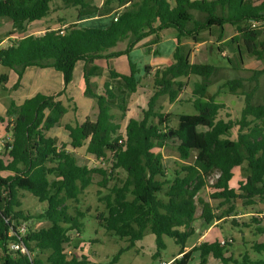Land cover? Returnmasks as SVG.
Segmentation results:
<instances>
[{"label":"trees","instance_id":"obj_1","mask_svg":"<svg viewBox=\"0 0 264 264\" xmlns=\"http://www.w3.org/2000/svg\"><path fill=\"white\" fill-rule=\"evenodd\" d=\"M50 1L0 0V18L26 24L40 20L49 14ZM112 1L104 0L97 6L74 0L75 21L40 34L25 33L0 48V65L18 76L12 88L29 66L60 72L66 86L76 63L83 61L84 94L94 99L97 108L94 120L87 117L74 125L65 123L67 141L60 144L48 132L67 112L62 100L57 99L65 87L56 94L38 92L18 104L10 100L5 116H0L9 133L0 148V264H92L87 255L68 250L72 237H78L83 228L85 212L77 204L90 184L99 187L96 194L103 204L94 215L98 225L127 243L119 253L132 249L150 231L156 243L154 257L165 248L164 236L172 237L180 246L168 264H189L195 252L199 264H206L210 257L219 264H264V240L252 242L251 250L238 258L227 248L231 242L222 243L218 238L185 248L187 239L195 234L198 208V218L210 224L226 220L230 213L238 214V203L253 205L264 199V101L255 103L251 93L237 92L243 78L223 81L211 92L218 66L190 61L191 49L180 40L186 37L197 43L206 40L203 33L216 36L217 53L228 50L232 57H226L227 63L233 69L243 66L244 54L263 63L251 70L249 79L256 82L264 73V1L116 0L118 7L108 6ZM194 11L203 18H197ZM111 12L113 16L104 27L77 23ZM240 22L244 26H239ZM227 26L236 31L224 40ZM24 29L20 27L21 32ZM166 29L176 32L171 62L154 71L149 65L143 66L144 79H152L151 94L139 117L124 122L129 97L140 85V77L135 76L138 69L129 62L128 74L108 70L109 78L122 84L117 93L111 81L101 87L91 81L103 73L94 61L127 55L153 36L141 44L149 53ZM120 41H126L125 49L110 50ZM7 81L8 75L0 74L3 88ZM189 81L191 92L185 102L193 114L165 112L161 104L157 105L164 95L169 103L178 101ZM226 92L243 95L236 116L217 100ZM170 143L175 145L179 160L165 166L160 150ZM82 146L86 154L109 162L105 166L79 163L74 150ZM239 167H244L246 174L236 187H230ZM206 187L209 198L217 201L215 206L200 195ZM19 190L46 202V208L32 216L19 210ZM70 201L75 203L73 210ZM258 216L239 224L232 219L231 224H254L256 235H264V214ZM33 220H46L49 225L35 227ZM21 222L26 223L23 234L17 229ZM14 241L24 244L29 254L12 251L9 246ZM250 252L258 257L252 258Z\"/></svg>","mask_w":264,"mask_h":264},{"label":"rangeland","instance_id":"obj_2","mask_svg":"<svg viewBox=\"0 0 264 264\" xmlns=\"http://www.w3.org/2000/svg\"><path fill=\"white\" fill-rule=\"evenodd\" d=\"M92 1L93 3L96 2L101 4L104 0ZM49 5V14L40 20L33 21V23L26 24L24 22H13L7 17H1L0 48H5L9 45L10 39L6 40L5 37L11 35L10 33L20 36L23 35L22 33H31V31L35 30L57 27L60 23H66L67 25L77 19V6L74 5L73 0H51ZM117 5L116 0H113L110 4H108V6L112 7H118ZM194 15L199 19L203 18V14H200L197 11H194ZM102 20L105 21L106 17H103ZM97 23L99 22H81L79 25L87 27H100ZM244 24L245 23L243 22L238 23L239 26H244ZM21 26H25V29L24 31L22 30V32L20 30ZM226 30L229 37L236 31L235 27L232 26H227ZM170 35H174L172 30H167L163 33V36H161L156 43V53L146 54L142 48L136 46L131 49L127 55L124 54L112 57L106 62L109 68L116 69L121 74L129 73V62L133 63L138 69L135 76L140 77V85L136 93L131 94L129 97L126 104L125 120L129 117H139L142 108L146 107L147 100L151 94L150 90L152 79H144L143 65L148 62L151 63L149 64L151 66H161L171 62L172 53L175 49L177 41L175 38L170 37ZM203 35L206 38L205 42L198 45V47L194 50L195 53H191L190 50L189 58L193 62H206L218 66V69L212 77V85L209 88L210 91L213 92L219 83L228 79L243 78L242 87L237 89V92L243 91L245 93H251L253 102H263L264 73L258 77L256 82L249 79L252 75L251 70L261 68L263 63L244 54L243 66L240 69H233L230 65H228L226 59V57L231 58L232 54L228 52V50L221 54L217 53L216 46L218 45V40L216 39V36H209L207 33H204ZM11 39L17 40L16 37ZM182 41L186 46H188V48L194 49V45L190 39L185 37ZM125 47L126 41H120L112 48V50H123ZM82 63V61L76 63L73 70L72 80L66 86H64V84L62 86L63 81L60 72L51 68L43 69L35 66H29L24 69L19 84L14 88H12V86L17 81V74L8 67L0 65V74L5 73L8 75V81L5 84V88L0 85V116H5V111L10 100H14L18 104L25 98L34 95L36 92H45L46 89H50L49 91H58L60 90L59 87L62 86V89L65 87V90L60 99L62 100L64 106H66L67 112L60 119V124L63 125L65 123H70L74 125L83 121L87 116L93 118V114L96 113L97 108L94 99L83 93L81 85V82L83 81ZM36 74L37 78L33 79ZM107 77H109L108 72L105 73V77L95 80L101 83ZM115 85L117 86L116 92L118 93L120 90L118 87H121L122 84L119 80H116ZM190 92L191 85L189 81V84L186 85L179 93L178 101L169 103L167 97L164 95L159 97L157 105L161 104L163 106L162 109L165 112H187L193 114V108L189 103L185 102L189 97ZM69 97H71V99ZM217 100L226 104L227 110L232 116H236L243 105L242 94H231L230 92H226L218 96ZM58 128L59 127L57 125L52 128L49 131V135L54 137L56 132H60ZM5 131L6 127L2 124L0 127V139L2 140L6 139ZM60 143H62V141ZM1 146L2 145H0V148ZM160 151L162 153L163 163L165 166L173 165L175 161L179 160V154L175 145L171 143L164 146ZM74 152L78 158V162L81 164L94 166L99 162L102 164L100 166H105L109 162L108 160H106V162L105 160H97L96 158L86 154L84 146L78 148ZM245 174L246 171L244 167L237 168L231 185L236 187L237 181L243 179ZM51 178L53 179L55 177ZM213 178L214 177L212 176L210 183H212ZM98 189L99 187H97V185L90 184L85 188L84 193L79 198L77 207L79 210L85 212V216L81 220L83 222V228L78 237H72L68 250H74L78 253L87 255L92 264H112V260L119 253V250L124 248L127 243L125 240H120L112 235H109L103 227L98 225L96 219L94 218L96 210H101L103 208V204L99 202L97 198L96 192ZM101 191L105 193L107 192V189L102 188ZM209 192L210 189L206 187L201 191L200 195L206 200H209L210 203L215 206L217 201L209 198ZM18 197L20 199V206L18 209L22 210L24 213L30 214L31 216L44 210L47 206L46 202H40L35 196L24 190L18 191ZM68 203L70 210H73V205L75 203L72 201ZM237 207L239 212L238 214L230 213L226 220L219 222L215 229L205 234V236L201 239L200 237L203 234V231L195 233L193 236L188 238V245L191 243L197 245L202 242V240H213L218 238L226 242H231L232 245L227 246V248H229V251L233 252L234 256L238 258L239 254L244 253L246 250H251L250 245L252 242L255 240H264V235H256L257 233L254 230V224L250 227H245L243 225L235 226L231 224L232 219L239 224L241 222H249L250 218L253 216L264 214V199L258 200L253 205H241L238 203ZM87 210L89 211L87 212ZM199 214L200 209L198 208L195 223H203V221L198 218ZM32 222L34 225H37L36 227H45L49 225V222L46 220H33ZM163 241L165 248L160 250L159 256L154 257V254L156 253L155 237L150 231H147L144 237L137 241L132 249L119 253V256L114 264H160V261H168L179 253L180 246L175 243L172 237L169 236H164ZM250 256L252 258L258 257V255L256 256V254L252 252H250ZM261 257H263V254H261ZM189 264H199V255L196 252ZM206 264L219 263L210 257Z\"/></svg>","mask_w":264,"mask_h":264},{"label":"crops","instance_id":"obj_3","mask_svg":"<svg viewBox=\"0 0 264 264\" xmlns=\"http://www.w3.org/2000/svg\"><path fill=\"white\" fill-rule=\"evenodd\" d=\"M74 1V0H73ZM85 1H88V2H91V3H93V1L91 0V1H89V0H85ZM262 1H264V0H262ZM93 4H95V5H97V6H100L101 4L100 3H93ZM113 16V12H111V13H109V14H106V15H102V16H98V15H93V16H91V17H88V18H83V19H80L79 21H77V23L79 24V23H81V22H91V23H96L97 21L99 22V23H97V25H100L101 27H104V26H106L109 22H110V20H111V17ZM103 17H106V20L105 21H103L102 20V18ZM100 20V21H99ZM31 23H33V22H31ZM52 28H55V27H52ZM45 30V29H44ZM44 30H35V31H31V34H40V33H42ZM167 30H172L173 32H174V35L173 36H171L170 35V37H172V38H175V36H176V32H175V30L174 29H166V30H164V31H162L161 32V36H163V33H165V31H167ZM22 34H24V33H22ZM204 34V33H203ZM235 34V32H233L231 35H234ZM22 35H20V36H16V35H14V33L13 34H11V35H8V36H6L5 37V39L7 40H9L10 39V43H9V45L11 44V42L13 41L11 38H13V37H16L17 39L19 38V37H21ZM169 36V35H168ZM153 36H149V37H147L146 39H144L140 44H138L137 46L138 47H140V48H142V50L144 51V47L143 46H141V44L143 43V42H148L151 38H152ZM228 34H227V30H226V32H225V37H224V40H226V39H228ZM183 38H185V37H181V43H183V44H185L183 41H182V39ZM176 39V38H175ZM205 41H202V42H197V43H194V42H192L193 43V48L194 49H191V53H195L194 52V50L198 47V45H201V44H203ZM221 42V41H220ZM8 46V45H7ZM152 47V49H150V52L149 53H147V52H144V53H146V54H150V53H155L153 50L155 49V50H157L156 49V44H154L153 46H151ZM192 48V47H191ZM110 50H112V49H110ZM108 61V59L106 60V59H97V60H95L94 62H95V64H98L99 66H101L102 68H103V73H102V75L101 76H94V77H91V81L92 82H95L97 85H98V87H101L102 86V84L104 83V82H106V81H111V83H113L114 85H115V81L117 80V79H110L109 77H107V78H105L104 80H103V82H101V83H99L98 81H96L95 79H99V78H103V77H105V73L106 72H108V76H109V71L108 70H110L111 68H109L108 66H107V62ZM191 61V60H190ZM83 62V61H82ZM193 62V61H192ZM83 64L84 63H82V74H83ZM149 64H151V63H145L144 65H149ZM143 65V66H144ZM149 66H151V65H149ZM160 65H156V66H151L152 67V71H154V69L155 68H157V67H159ZM161 66H163V65H161ZM44 69V68H43ZM52 69V68H51ZM112 70H115V71H117L116 69H112ZM56 71V70H55ZM117 72H119V71H117ZM62 75V74H61ZM36 79L37 78V74L33 77V79ZM82 78H83V75H82ZM62 81H63V79H62ZM63 82H62V86H63ZM81 85H82V90H83V93H84V90H85V87H84V81H82L81 82ZM62 86L61 87H59V89L60 90H58V91H49L50 89H46V91L45 92H41V93H44V94H56V93H58L59 91H61L62 90ZM36 93H38V92H36ZM36 93H34V94H36ZM33 96V95H32ZM62 97V95L61 96H59V97H57V99H60ZM70 99H71V97H69ZM95 116H96V113H94L93 114V118H90L91 120H94L95 119ZM88 117V116H87ZM87 117H85V119L87 118ZM129 118H131V117H129ZM128 118V119H129ZM133 118H135V117H133ZM127 119V120H128ZM127 120H124V122H126ZM84 121V120H83ZM82 122V121H81ZM2 124H4L5 126H6V122L5 121H0V127H1V125ZM64 125V124H63ZM63 125H61L60 123L57 125L59 128H58V130H60V132H56L55 133V135H54V139L56 140V142H57V144H60V142L61 141H63V142H66L67 141V133H66V131L64 130V128H63ZM55 127V126H54ZM53 127V128H54ZM63 128V129H62ZM64 130V131H63ZM5 134H6V137H9V133L7 132V131H5ZM48 134H49V132H48ZM83 147V146H82ZM84 148H85V146H84ZM77 150V149H76ZM76 150H74V151H76ZM235 171H236V169H235ZM235 171H234V176H235ZM234 176L232 177V179L230 180V182H229V185H230V187H235V186H232L231 185V182H232V180H233V178H234ZM201 221H203L202 219H200ZM219 222H221V221H214V222H212V223H210V224H207V223H205L204 221H203V223L202 222H198V223H194V226H195V233H200L201 231H203V234L201 235V237H200V239L202 238V237H204L205 236V234H207V233H209L211 230H213V229H215L216 227H217V225H218V223ZM35 227L37 226V225H34ZM220 226V225H219ZM193 236V235H192ZM188 240V239H187ZM202 241H205V240H202ZM189 243H188V241H186V249H189V248H191V247H193L194 246V244H190V245H188ZM199 244V243H198ZM195 254V253H194ZM193 254V255H194ZM198 254V253H197ZM170 260H168V261H160V264H168V262H169Z\"/></svg>","mask_w":264,"mask_h":264},{"label":"built area","instance_id":"obj_4","mask_svg":"<svg viewBox=\"0 0 264 264\" xmlns=\"http://www.w3.org/2000/svg\"><path fill=\"white\" fill-rule=\"evenodd\" d=\"M114 20H116V16L113 18ZM8 137H6L7 139ZM5 139V140H6ZM5 140H2L0 139V145H3L4 141ZM3 142V143H2ZM97 160H100V161H103L104 159L102 157H100L99 159ZM96 166H99V165H102L98 162V164H95ZM18 231L20 232V234H23L26 230V223L25 222H21L20 225L17 227ZM222 243L224 242V240L221 241ZM10 249L12 251H20L22 253H26V254H29V251L28 249L26 248V246L24 244H22L20 241H14L10 244ZM70 251V250H69Z\"/></svg>","mask_w":264,"mask_h":264}]
</instances>
